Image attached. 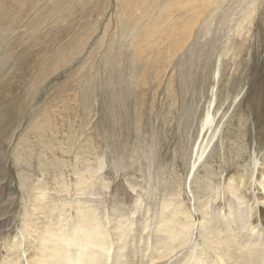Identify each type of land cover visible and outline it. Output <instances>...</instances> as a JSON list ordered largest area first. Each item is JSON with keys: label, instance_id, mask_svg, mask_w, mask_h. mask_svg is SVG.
<instances>
[{"label": "rangeland", "instance_id": "rangeland-1", "mask_svg": "<svg viewBox=\"0 0 264 264\" xmlns=\"http://www.w3.org/2000/svg\"><path fill=\"white\" fill-rule=\"evenodd\" d=\"M131 53L140 67L132 85L146 93L144 136L176 133L180 118L193 113L183 155L175 153L178 135L161 140L168 156L158 187L177 185L196 226L195 200L214 197L211 210L221 220L222 189L232 181L248 204L256 200L264 167V0H0V264L25 260L21 252L32 242L25 235L23 247L11 249L34 211L24 176L28 184L45 182L54 202L85 198L104 217L119 209L122 219L141 223L159 211L141 157L125 159L116 173L102 141L103 73ZM207 112L213 123L197 140ZM197 143L206 153L191 169ZM76 177L91 181L86 196L76 195ZM34 215L36 226L49 219Z\"/></svg>", "mask_w": 264, "mask_h": 264}, {"label": "bare ground", "instance_id": "bare-ground-1", "mask_svg": "<svg viewBox=\"0 0 264 264\" xmlns=\"http://www.w3.org/2000/svg\"><path fill=\"white\" fill-rule=\"evenodd\" d=\"M139 70L136 57L131 53L118 57L114 70L103 73L102 141L107 154L113 159L111 167L116 173L123 169L121 167H123L125 159L133 158L138 161L141 157L140 165L142 164L149 186L147 190L154 196H159L158 202H156V206L159 208L154 206L155 210L158 208L159 211H156L152 220H142L141 223L139 220L122 219L123 215L119 209L113 210L111 216L104 217L100 215L98 209H95L96 206H93L85 198L76 200L71 206L70 203H67L69 201L60 202V204L54 202L55 200L45 197L43 193L47 188L45 182H38L37 185L28 184V178L24 176L20 180V185L23 192L27 194V199L32 204L34 211L28 216L27 222L22 224L21 237L13 239L14 245L11 249L14 246L18 249L23 247L22 241H26L25 235H32V242L27 241V246H25L27 249L23 252L20 250L21 253H25L23 257L25 260L20 259L18 263L264 264V167L257 173L255 186L258 196L253 204H248L249 201H246L242 195L239 185L232 181L225 186V190L222 189L226 209L221 220L216 217L214 208L213 211L211 210V204L215 206L214 197L208 196L201 201L198 200L199 198L195 200V204H193L199 213L196 226L195 218L197 216L194 217L188 212L180 193L176 191L177 189L175 190L177 185L158 187L163 176L164 162L167 161L168 156L167 149L162 148L161 140L167 135L171 137L178 135L179 139L175 144L178 150L175 153L176 156L182 154L185 150L184 142L186 143L189 139L187 130L190 127V117L193 116V113H190L186 120L180 118L176 133L172 134L167 130L161 136L154 138L153 134L150 135V138L144 136L143 120L147 116V112L142 107L146 93H136L132 84L136 85L138 82L136 79L135 83L131 81V74H136ZM174 99L169 100L174 101ZM172 105L168 107L170 108ZM160 111L156 112L155 117L160 118V122L164 123L165 116ZM212 121V116L207 112L201 120V128L195 139L197 137L198 140L202 137L201 133L204 128L213 123ZM124 123L125 134L121 137ZM182 123L184 124L183 130H180ZM146 126H150V130L153 131V123L149 118H147ZM169 126L167 124V128ZM194 140L192 139L190 142L194 143ZM204 152L206 153L205 147H200L197 143L193 149L195 160L191 169L195 168L197 160L202 158ZM99 166L98 172L101 174L104 169L102 161ZM90 182L84 177L77 178L73 185L75 192H78L76 195L83 197L88 191L91 192L93 186H90ZM64 184L59 185V191L63 192L67 188ZM56 185L58 186V184ZM209 188L205 190L206 195H210L212 191ZM195 189L197 195L203 193L202 188L196 187ZM33 191H38L39 196L36 194L34 197L36 192ZM89 196L90 194L87 197ZM91 202L94 203L92 200ZM234 202L237 203L234 204ZM67 205L71 207L73 216L67 215ZM35 211H38V215H42L43 218L49 219L38 222L40 225L36 226V221L31 220L32 217H35ZM26 215L28 214L26 213ZM136 225H140V233L134 231Z\"/></svg>", "mask_w": 264, "mask_h": 264}]
</instances>
